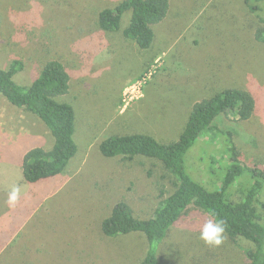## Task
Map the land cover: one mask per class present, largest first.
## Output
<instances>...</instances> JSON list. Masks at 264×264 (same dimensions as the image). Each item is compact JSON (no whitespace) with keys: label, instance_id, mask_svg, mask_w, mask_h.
I'll use <instances>...</instances> for the list:
<instances>
[{"label":"rangeland","instance_id":"rangeland-1","mask_svg":"<svg viewBox=\"0 0 264 264\" xmlns=\"http://www.w3.org/2000/svg\"><path fill=\"white\" fill-rule=\"evenodd\" d=\"M118 1L0 0V63L7 66L21 59L27 70L24 75L19 72L16 81L23 86L31 84L43 61L55 58L63 63L70 88L57 99L74 108L77 144L76 154L58 177L34 184L20 181L14 155L0 162V255H7L6 262L135 264L147 247L144 236L102 237L99 222L121 196L131 201L136 214L150 215L167 173L157 160L144 156L106 159L96 143L111 134L136 132L161 142L174 140L193 103L225 87L249 89L257 98L258 113L249 121H236L230 114L216 125L233 134L248 167L255 163L264 169V46L249 41V31L242 30L254 17L244 0H214L239 25L220 23L215 13L213 31L214 19L205 5H182L184 0H179L177 6L171 0L168 17L153 26L155 38L148 49L122 35L130 11L122 15L118 31L98 28V12ZM210 34L211 42H203ZM234 36L245 37V46ZM144 73L150 74L146 83L123 101L126 86ZM211 138L201 136L188 152V168L198 178L208 171L211 151L218 150ZM223 139L220 136L219 143ZM51 141L48 128L36 116L0 95V148L26 151L36 144L50 146ZM13 186L20 188L14 208L6 202ZM195 212L170 230L162 264H239L241 251L226 237L218 247L199 239L208 217Z\"/></svg>","mask_w":264,"mask_h":264},{"label":"trees","instance_id":"trees-1","mask_svg":"<svg viewBox=\"0 0 264 264\" xmlns=\"http://www.w3.org/2000/svg\"><path fill=\"white\" fill-rule=\"evenodd\" d=\"M244 2L254 17L241 26L242 30L249 31L246 36L249 41L264 46V0ZM173 3L177 5L179 0ZM181 4L205 5L214 19L211 31L217 26L215 13L220 23L224 20L235 27L239 25L219 1L184 0ZM171 7V0H120L113 7H105L98 12L97 26L103 31H118L122 15L130 11V21L122 35L140 49H148L155 38L153 26L168 17ZM212 36L210 34L208 40L202 41L210 43ZM235 38L245 46V37ZM41 65L31 84L23 86L17 83L16 78L19 72L25 74L27 65L18 58L7 66L0 63V95L11 106L36 116L53 137L50 146L36 144L27 148L18 162L22 175L20 181L28 184L58 177L77 152L74 108L70 103L57 99L69 91V73L55 58L43 61L39 68ZM257 113V98L249 89L225 87L193 103L181 132L174 140L161 142L143 132L102 137L96 143L102 157L122 161H131L135 156L155 159L167 173V181L159 189L154 208L148 216L136 214L131 201L124 196L115 198L110 203L109 213L99 222L100 236L116 238L140 233L147 247L142 255L136 257L135 264H162L163 247L170 230L180 227L184 217L195 216V210H199L208 219L223 222L224 237L241 251L239 264H264V169L255 163L248 167L244 152L233 134L216 125L218 119L230 114L236 121H249ZM208 135L212 136L213 146L218 150L211 151L210 163L206 166L208 171L198 178L188 168V152L201 136ZM220 136L224 137L223 143L218 141ZM6 261H10L7 255H0L2 263L24 264Z\"/></svg>","mask_w":264,"mask_h":264},{"label":"clouds","instance_id":"clouds-1","mask_svg":"<svg viewBox=\"0 0 264 264\" xmlns=\"http://www.w3.org/2000/svg\"><path fill=\"white\" fill-rule=\"evenodd\" d=\"M20 198V188L13 186L8 193L7 204L9 207H15ZM225 228L222 221L208 219L203 223L199 232V239L206 245L212 247L220 246L224 241Z\"/></svg>","mask_w":264,"mask_h":264},{"label":"built area","instance_id":"built-area-1","mask_svg":"<svg viewBox=\"0 0 264 264\" xmlns=\"http://www.w3.org/2000/svg\"><path fill=\"white\" fill-rule=\"evenodd\" d=\"M149 73H144L137 81L132 83V86H126L122 94V100L128 102L132 99L135 91L139 92L142 86L146 83L149 78Z\"/></svg>","mask_w":264,"mask_h":264},{"label":"crops","instance_id":"crops-1","mask_svg":"<svg viewBox=\"0 0 264 264\" xmlns=\"http://www.w3.org/2000/svg\"><path fill=\"white\" fill-rule=\"evenodd\" d=\"M20 149L22 150V148H19V147H15V148L2 147V148H0V162H3V163L8 162L7 161L8 157L9 156L13 157V155L15 156V161L19 162L22 155L25 153V151H21ZM24 150H26V149H24ZM1 156H5V157L3 159H1Z\"/></svg>","mask_w":264,"mask_h":264}]
</instances>
